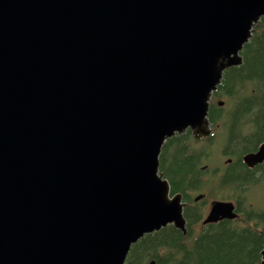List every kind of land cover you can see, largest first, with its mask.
<instances>
[{"label": "water", "instance_id": "obj_1", "mask_svg": "<svg viewBox=\"0 0 264 264\" xmlns=\"http://www.w3.org/2000/svg\"><path fill=\"white\" fill-rule=\"evenodd\" d=\"M263 16L264 0H0V264H125L145 234H187L163 145L212 134ZM237 215L214 200L203 223Z\"/></svg>", "mask_w": 264, "mask_h": 264}, {"label": "trees", "instance_id": "obj_2", "mask_svg": "<svg viewBox=\"0 0 264 264\" xmlns=\"http://www.w3.org/2000/svg\"><path fill=\"white\" fill-rule=\"evenodd\" d=\"M241 54L243 63L224 72L211 102L209 119L213 133L205 141H198L188 130L168 139L161 151L160 170L169 180L171 192H181L189 203L184 210L187 235L171 224L146 234L132 245L126 264H151L153 260L155 264L260 263L264 209L256 210L244 203L247 196L243 192L258 181L251 177V170L242 163L241 156L255 151L264 141V118L258 117L260 113L255 109L264 108V16ZM221 97L227 98L223 106L218 104ZM249 128L251 131L247 132ZM216 137L226 142L223 155L232 159L219 175L205 164L207 149L198 147L200 144L209 147ZM199 191L205 194L201 203L195 201ZM220 194L231 197L241 194L239 202L243 200L246 204L240 208L241 218L208 223L196 232L203 203Z\"/></svg>", "mask_w": 264, "mask_h": 264}, {"label": "rangeland", "instance_id": "obj_3", "mask_svg": "<svg viewBox=\"0 0 264 264\" xmlns=\"http://www.w3.org/2000/svg\"><path fill=\"white\" fill-rule=\"evenodd\" d=\"M221 99H224L227 101L226 97H221ZM231 106V105H230ZM251 129L249 128L247 132H250ZM226 142L221 141L217 137L214 139V142L209 144V147L202 146L201 144L198 145L202 149H207L209 152L208 154V159L205 161V164L210 167L212 170H216L217 175L222 174L223 171L225 170L226 167V162L229 160V156L223 155V150L225 149ZM257 184L251 185L247 191L243 192V196H247V201L252 204L254 209L256 210H262L264 209V178L262 180H257ZM197 193H202L201 191ZM196 193V194H197ZM195 194V195H196ZM232 195V194H231ZM231 196L225 195V194H220L219 196H214L213 198H208L207 203L209 205L210 201L213 200H225V201H234V200H239L241 198L240 195H234L231 198ZM200 228V227H198Z\"/></svg>", "mask_w": 264, "mask_h": 264}, {"label": "flooded vegetation", "instance_id": "obj_4", "mask_svg": "<svg viewBox=\"0 0 264 264\" xmlns=\"http://www.w3.org/2000/svg\"><path fill=\"white\" fill-rule=\"evenodd\" d=\"M256 109V111H257V113H260V115L258 116V117H263L264 118V108H255ZM262 110V111H261ZM257 117V116H256ZM264 142V141H263ZM259 146H260V144L258 145V147H257V149L255 150V151H257L258 150V148H259ZM250 152H253V151H250ZM246 153H248V152H246ZM246 153H244L242 156H241V158H242V163L245 165V167H247V169L248 170H251L250 172L252 173V176L251 177H253V179H255L254 181H256V180H262L263 178H264V161L262 162V163H260V164H257V165H255L254 167H249L248 165H246L245 163H244V161H243V157H244V155L246 154ZM230 159V161L229 162H231L232 161V159L231 158H229ZM228 161V160H227ZM260 166V167H259ZM253 170V171H252ZM254 174V175H253ZM201 201L202 200H198V201H196L197 203H201ZM244 203H246L247 205H249V206H252V204L251 203H249L247 200L246 201H244ZM243 203V200H242V203H240L239 202V200H234V204H235V211L239 214V217L237 218V219H240L241 218V212H240V208H244L245 206H246V204H244ZM203 214H202V217H201V219H200V221L196 224V232L197 231H199L200 229H201V227L203 226V221H204V219L206 218V216H207V214L209 213V211H210V208H211V201H210V203H209V205L208 204H205V203H203ZM198 227H200V228H198Z\"/></svg>", "mask_w": 264, "mask_h": 264}, {"label": "bare ground", "instance_id": "obj_5", "mask_svg": "<svg viewBox=\"0 0 264 264\" xmlns=\"http://www.w3.org/2000/svg\"><path fill=\"white\" fill-rule=\"evenodd\" d=\"M235 77H236V76H235ZM235 84H236V83H235ZM255 105H256V104H255ZM252 112H253V111H252ZM242 116H243V115H242ZM256 116H257V115H256ZM239 119H240V118H239ZM237 144H238V143H237ZM171 146H172V145H171ZM171 158H172V157H171ZM259 167H260V166H259ZM252 171H253V170H252ZM219 231H220V230H219ZM259 248H260V247H259ZM259 248H258V249H259ZM208 253H209V252H208Z\"/></svg>", "mask_w": 264, "mask_h": 264}]
</instances>
